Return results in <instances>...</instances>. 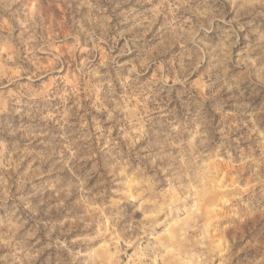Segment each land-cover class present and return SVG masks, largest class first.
I'll return each mask as SVG.
<instances>
[{
	"label": "rangeland",
	"instance_id": "obj_1",
	"mask_svg": "<svg viewBox=\"0 0 264 264\" xmlns=\"http://www.w3.org/2000/svg\"><path fill=\"white\" fill-rule=\"evenodd\" d=\"M0 264H264V0H0Z\"/></svg>",
	"mask_w": 264,
	"mask_h": 264
}]
</instances>
